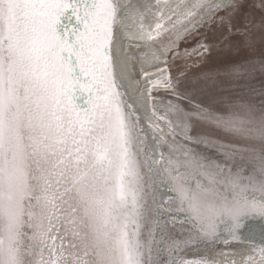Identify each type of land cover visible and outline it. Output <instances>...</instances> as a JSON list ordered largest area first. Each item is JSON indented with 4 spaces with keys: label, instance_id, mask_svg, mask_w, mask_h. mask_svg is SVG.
I'll return each instance as SVG.
<instances>
[{
    "label": "snow or ice",
    "instance_id": "obj_1",
    "mask_svg": "<svg viewBox=\"0 0 264 264\" xmlns=\"http://www.w3.org/2000/svg\"><path fill=\"white\" fill-rule=\"evenodd\" d=\"M197 5L149 28L133 0H0V264H237L234 248L205 251L241 243L216 241L222 225L259 241L243 264H264V201L248 199L264 193V0ZM129 38L133 57L174 40L135 77L154 159L117 55ZM214 50L220 66L194 72ZM165 153L193 173L157 212L148 169L171 175ZM249 211L262 219L240 224Z\"/></svg>",
    "mask_w": 264,
    "mask_h": 264
},
{
    "label": "bare ground",
    "instance_id": "obj_2",
    "mask_svg": "<svg viewBox=\"0 0 264 264\" xmlns=\"http://www.w3.org/2000/svg\"><path fill=\"white\" fill-rule=\"evenodd\" d=\"M133 4L138 5L140 9L151 8V10L147 11L145 19L143 21V23L149 28L152 27L158 19H165L169 15H175L176 17L179 16V20L176 24H182L188 19L189 14L191 12L198 10L197 0H168L167 4H157L155 0H133ZM161 10L163 12V16L157 17L155 15V12ZM209 14L210 13L204 12L201 15L207 18ZM200 19L201 16H197L196 21H194V23L200 21ZM124 23L130 25L127 31V35H129L130 37L137 38L141 35V30L137 27V24L139 23L138 14L136 15L134 20L127 19L124 21ZM185 27H187V25H185ZM178 31H181L180 34H182L183 29H180ZM164 43L161 42L158 45L149 44L147 46V51H141L135 57L131 56L130 52L128 51L129 49L134 51L138 47V45L133 43V39L131 38L127 40V43H125L123 39L118 41L116 49L118 58L121 62V74L124 80L125 87L128 91V98L141 116V123L144 126V132L150 137L146 146V156H148L150 159H154V154L158 155L159 152L156 140L151 139L153 135L158 136V134L154 133L153 130L148 127L147 120L151 117L147 99L145 95H142L138 91V83L135 77L140 70L147 69L151 67L154 62H156L154 60V56L158 55L160 58H162L163 52H165L167 47L172 46L174 40L165 41ZM132 59L136 60V63L138 65L137 68H133ZM165 131H167L166 128ZM169 143L172 144L171 141H169ZM172 149L177 153L182 152L181 149L177 148V146L174 144H172ZM165 161L166 166L170 170L171 175L169 173L161 171L155 164H150L148 169V175L152 188V198L154 201L155 210L157 212H159L160 205L163 203L164 198L167 195L166 189L169 186V182L173 179V177H185L191 179L193 173V167L190 163L181 161V163L178 165L170 160L167 153H165ZM248 199L251 201H264V193L255 192L250 195ZM261 219L262 217L259 213L255 211H249L242 215L239 220V223L247 224L249 222L259 221ZM227 227L234 228L235 226L232 225ZM225 228L226 226H221L219 234L215 237L216 241L228 239L233 234H238L241 236V243L228 246L220 244L218 246L208 248L205 251L210 258L215 259L217 258L216 253L218 251H223L225 247L234 248V256L237 264H243L244 256L250 254L251 249L257 244H259V241L249 242V233L247 232V230L234 233L233 231L225 230ZM220 258L222 259L223 257ZM229 258H231V256Z\"/></svg>",
    "mask_w": 264,
    "mask_h": 264
},
{
    "label": "rangeland",
    "instance_id": "obj_3",
    "mask_svg": "<svg viewBox=\"0 0 264 264\" xmlns=\"http://www.w3.org/2000/svg\"><path fill=\"white\" fill-rule=\"evenodd\" d=\"M178 17H179V16H177L176 19L172 21L173 24H176V23H177V21L179 20ZM205 30H206V29H205ZM180 32H181V31H177V32L175 33V35H176V36L181 35ZM200 34H203V32H201ZM166 41H170V40H166ZM171 41H172V40H171ZM164 42H165V41H164ZM164 42H163V43H164ZM159 44H160V43H159ZM164 44H165V43H164ZM167 48H169V47H167ZM167 48H166V50H167ZM219 66H220V65H219V63H218V61H217V51L214 50L212 56L208 59V61H207L204 65H202L201 68H199V69H193V71H194V72H200V71H210V72H213L214 69L217 68V67H219ZM215 79H216L215 76H213V75H209V77H207L206 79L200 81L199 84L196 85V86H197V87H203V86L211 85ZM157 109H158V111L160 110V108H159V102H157ZM165 128L167 129V125H165ZM174 145H176L177 148L181 149V151H184V149H182V148L180 147L179 142L175 143Z\"/></svg>",
    "mask_w": 264,
    "mask_h": 264
}]
</instances>
